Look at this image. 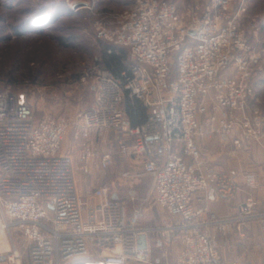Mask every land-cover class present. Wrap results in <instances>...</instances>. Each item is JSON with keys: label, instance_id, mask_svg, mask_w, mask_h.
I'll return each mask as SVG.
<instances>
[{"label": "built area", "instance_id": "2783aa9c", "mask_svg": "<svg viewBox=\"0 0 264 264\" xmlns=\"http://www.w3.org/2000/svg\"><path fill=\"white\" fill-rule=\"evenodd\" d=\"M87 1L69 9L84 12L94 38L126 49L129 61L120 76L97 64L82 72L93 98L74 125L79 169L90 174L114 167L116 156L133 158L152 176L153 201L167 219L131 224L106 184L83 202L74 157L61 153L70 122L37 119L28 102L0 87V227L20 234L28 264H150L148 248L137 246L141 234L158 245L177 243L172 264H237L221 259L217 237L235 233L245 240L253 222L264 233V207L257 211L250 193L232 204L234 176L203 160L197 138L214 135L235 150L264 146V115L251 105L262 50L242 26L248 0H198L183 7L131 0L120 11H100L97 0ZM125 92L146 108L143 123L132 125L126 116ZM134 175L126 169L118 178ZM243 180L249 190L258 185L253 169ZM220 198L225 215L206 204ZM12 248L7 260L21 264Z\"/></svg>", "mask_w": 264, "mask_h": 264}, {"label": "rangeland", "instance_id": "374dc122", "mask_svg": "<svg viewBox=\"0 0 264 264\" xmlns=\"http://www.w3.org/2000/svg\"><path fill=\"white\" fill-rule=\"evenodd\" d=\"M69 1L71 0H0V87L8 88L20 99L28 102L35 118L49 116L64 118L70 122L62 141L61 153L72 154L74 157L77 189L83 202L90 203L92 190L98 185L106 184L118 193L131 224H159L167 219V213L153 201L152 176L139 172L127 180L118 178L119 171L137 168L134 159L124 161L117 158L119 160L114 166L117 169L95 170L90 174H85L79 169L78 140L74 139V125L77 114L87 109L93 98L90 84L82 82L80 77L86 67L93 65V57L100 45L94 39L89 22L81 20L69 9ZM97 1L100 2V11H107L108 8L120 11L127 1L131 2ZM170 1L178 7H183L198 0ZM63 7H67L70 12H65L52 22H41L33 27V30L27 23L43 15L50 18L55 13L53 11ZM250 23L258 24L259 30L252 28ZM242 26L254 47L262 50L259 62L261 70L253 81L257 100L254 98L251 105L257 106L259 112L264 115V0H248ZM14 27L19 35H16ZM59 38L64 39L63 44ZM257 147L259 146L251 145L249 150L233 149L228 156L231 165L241 164L249 170L253 169L259 163L257 155L254 157L252 152ZM4 232L10 251L0 248V257L4 256L0 264H13L7 260V257L12 255L13 245L18 251L21 264H27L28 253L20 234ZM223 238L219 241V246L220 255L225 262L255 264L261 255H264L260 248L251 245L257 243V237L250 241L236 240V244L229 239H225L227 243H224L226 241ZM151 246L152 242H149V249ZM177 251L178 247L174 244L153 249L150 264H172ZM85 262L86 260H83L75 264ZM128 264L143 263L131 261Z\"/></svg>", "mask_w": 264, "mask_h": 264}, {"label": "crops", "instance_id": "0c3cea01", "mask_svg": "<svg viewBox=\"0 0 264 264\" xmlns=\"http://www.w3.org/2000/svg\"><path fill=\"white\" fill-rule=\"evenodd\" d=\"M257 100V98H255ZM145 121V120H144ZM143 121V122H144ZM197 141L200 146V151L203 157V160L215 167L216 170L218 171H223L228 174H231L234 176L235 179V193H234V198L232 204H237L245 198V196L250 193L258 202L257 206V211H260L264 207V146L263 147H257L254 148L253 156L257 155L258 164L253 168V170L256 171L257 176H258V185L254 189H247L244 185V180H243V173L249 169L245 167V165H231L230 159H229V154L233 152L234 147L232 145H222L220 140L218 139L217 136L211 135V136H200L197 138ZM250 154V153H249ZM118 156L115 157V160L118 161L119 159ZM121 159V158H120ZM133 158H125L122 159L124 161H129ZM116 165V164H115ZM137 168L130 169L133 171L134 174H138L139 172H142V166L140 164H137ZM112 169H117L113 168ZM126 170V169H125ZM120 172V171H119ZM153 186V185H152ZM114 196L121 200L118 196V193L115 192ZM204 200H195V204L200 205L203 204ZM208 207L212 212H214L216 215H225L227 213V206L223 199H210L206 202ZM162 208V207H160ZM163 209V208H162ZM164 210V209H163ZM165 211V210H164ZM166 212V211H165ZM154 225V224H153ZM144 226H150V225H144ZM253 227V228H252ZM258 228V229H257ZM257 230V231H256ZM247 238L245 239L246 241H250L253 239V237H257L256 241L257 243H252V247L254 248H260L262 252H264V233L260 230V227L257 225V223L253 222L251 225L248 226L247 228ZM223 238L222 236H218L217 240L218 243L221 241ZM224 239V238H223ZM230 242L236 244V240L239 241L240 239L235 233H232L228 236ZM227 243V240H225ZM245 240H240V241H245ZM149 242H152V246L149 249ZM175 246L178 247L177 243H174ZM163 245H158L155 240L149 235L146 238V247L149 250V253L151 254V250L153 249H158ZM221 256V255H220ZM262 257L256 261L255 264H264V255H261ZM222 259V257H221ZM223 260V259H222ZM257 260V258H256ZM174 261V260H173ZM224 261V260H223ZM225 262V261H224ZM173 263V262H172ZM28 264V262H27ZM85 264H100L98 261H95L94 259H89L86 260Z\"/></svg>", "mask_w": 264, "mask_h": 264}, {"label": "trees", "instance_id": "16d2710c", "mask_svg": "<svg viewBox=\"0 0 264 264\" xmlns=\"http://www.w3.org/2000/svg\"><path fill=\"white\" fill-rule=\"evenodd\" d=\"M98 3L100 8V2L98 1ZM130 4L131 2L127 1L126 6H124L123 9L129 8ZM108 9L109 10L107 11H112L111 8ZM53 12L55 13L54 15L50 16V18L49 16L46 17V15H43L32 21L35 22L34 24L32 22H27V23H29V26H32L31 29L33 30V27L38 26L41 22L42 23H45L47 21L52 22L55 19H57L60 15H63L65 12H70V10L67 7H63V8H57ZM75 14H77V16H79L81 20L87 22L84 19V12L80 11ZM14 29L16 35H19L20 33L17 31L16 27H14ZM59 40L61 44L64 43V39L59 38ZM95 41L98 42L100 46L98 47L97 54L94 55L93 57L92 63L97 64L100 67L111 71L115 76H120V73L122 71H125L127 68L126 65L129 61L128 51L122 47L114 46L104 41H100L97 39H95ZM108 49H111L110 53L108 52ZM122 104H123L122 109L124 110L126 116L129 118L132 125L143 123V121L146 119V108L139 100L130 98L128 96V93L125 92Z\"/></svg>", "mask_w": 264, "mask_h": 264}, {"label": "water", "instance_id": "95a60500", "mask_svg": "<svg viewBox=\"0 0 264 264\" xmlns=\"http://www.w3.org/2000/svg\"><path fill=\"white\" fill-rule=\"evenodd\" d=\"M88 3L87 0H71L68 2V6L71 9H75L76 7L82 6V5H86ZM190 33H194L193 30H190ZM114 198H116L114 196ZM137 246L139 249H145L146 248V237L144 234H141L138 238V243ZM4 260V256L0 257V261Z\"/></svg>", "mask_w": 264, "mask_h": 264}, {"label": "bare ground", "instance_id": "6f19581e", "mask_svg": "<svg viewBox=\"0 0 264 264\" xmlns=\"http://www.w3.org/2000/svg\"><path fill=\"white\" fill-rule=\"evenodd\" d=\"M0 248H4L6 251H10V248L9 246H7V243H6V235H5V232L2 230V228L0 227ZM16 257L17 254H14ZM17 262V260H16Z\"/></svg>", "mask_w": 264, "mask_h": 264}]
</instances>
